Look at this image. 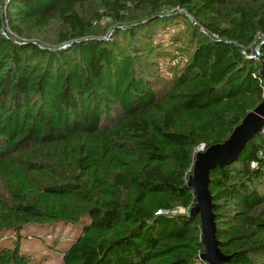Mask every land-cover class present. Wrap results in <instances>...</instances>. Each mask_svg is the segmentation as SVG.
Returning <instances> with one entry per match:
<instances>
[{
  "label": "trees",
  "instance_id": "16d2710c",
  "mask_svg": "<svg viewBox=\"0 0 264 264\" xmlns=\"http://www.w3.org/2000/svg\"><path fill=\"white\" fill-rule=\"evenodd\" d=\"M0 7V235L18 238L0 264H32L20 233L59 222L80 228L62 264H207L188 181L197 149L264 101V0ZM104 18L120 26L109 41L92 36ZM210 179L229 264H264V130Z\"/></svg>",
  "mask_w": 264,
  "mask_h": 264
},
{
  "label": "water",
  "instance_id": "95a60500",
  "mask_svg": "<svg viewBox=\"0 0 264 264\" xmlns=\"http://www.w3.org/2000/svg\"><path fill=\"white\" fill-rule=\"evenodd\" d=\"M0 9L2 10V7ZM3 34L11 39L7 29H4ZM253 58L259 61L263 60V56L255 49ZM261 76L264 79V66ZM263 130L264 101L247 115L241 125L234 129L228 140L195 154L188 186L194 190L197 204L191 210V214L201 217L202 244L205 252L200 259L207 264H229L230 262V258L221 251L217 237L214 202L210 192V173L216 168H222L237 161L245 145Z\"/></svg>",
  "mask_w": 264,
  "mask_h": 264
},
{
  "label": "rangeland",
  "instance_id": "374dc122",
  "mask_svg": "<svg viewBox=\"0 0 264 264\" xmlns=\"http://www.w3.org/2000/svg\"><path fill=\"white\" fill-rule=\"evenodd\" d=\"M93 1V0H91ZM94 4V3H92ZM94 6H96L94 4ZM182 12V10H179ZM192 20V18H189ZM193 21V20H192ZM95 33L92 35L95 38L101 40L109 41L112 39V35L115 34V29L120 27L116 23L112 22L108 18H104L102 21L94 22ZM188 25L183 20H179L174 27H168L164 31L158 30L162 34V38L158 41L170 42L171 35L169 33L175 30H187ZM157 31V32H158ZM57 38L56 29L53 28L48 35V40L55 42ZM0 191H3V187L0 185ZM178 212H184L179 210ZM80 228L70 223H56L52 225H29L26 226L20 233V240L24 250L29 251L32 255V264H62V254L61 252L66 248V246L78 235ZM17 238L16 233L10 232L3 236L0 235V244L2 242H8V244H14ZM54 248V249H53ZM58 249V250H55Z\"/></svg>",
  "mask_w": 264,
  "mask_h": 264
},
{
  "label": "built area",
  "instance_id": "2783aa9c",
  "mask_svg": "<svg viewBox=\"0 0 264 264\" xmlns=\"http://www.w3.org/2000/svg\"><path fill=\"white\" fill-rule=\"evenodd\" d=\"M203 32H205V31L203 30ZM205 33H207V32H205ZM213 37L217 38V36H215V35ZM263 45H264V34L259 37L258 42L253 47L252 51L255 49L257 53L261 54V47ZM205 150H206L205 146H201L200 148L197 149V152H204ZM194 161H195V159H194Z\"/></svg>",
  "mask_w": 264,
  "mask_h": 264
}]
</instances>
